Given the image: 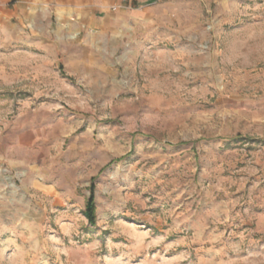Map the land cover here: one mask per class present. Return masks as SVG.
I'll return each mask as SVG.
<instances>
[{"label": "rangeland", "instance_id": "1", "mask_svg": "<svg viewBox=\"0 0 264 264\" xmlns=\"http://www.w3.org/2000/svg\"><path fill=\"white\" fill-rule=\"evenodd\" d=\"M0 264H264V0H0Z\"/></svg>", "mask_w": 264, "mask_h": 264}, {"label": "trees", "instance_id": "2", "mask_svg": "<svg viewBox=\"0 0 264 264\" xmlns=\"http://www.w3.org/2000/svg\"><path fill=\"white\" fill-rule=\"evenodd\" d=\"M90 191H91V197L87 204L85 214L88 220L90 221V223H94L95 222V204H94L95 186H91Z\"/></svg>", "mask_w": 264, "mask_h": 264}]
</instances>
